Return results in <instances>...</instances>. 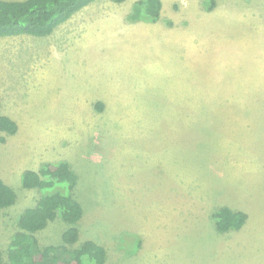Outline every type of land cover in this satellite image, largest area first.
Returning <instances> with one entry per match:
<instances>
[{"label":"rangeland","instance_id":"374dc122","mask_svg":"<svg viewBox=\"0 0 264 264\" xmlns=\"http://www.w3.org/2000/svg\"><path fill=\"white\" fill-rule=\"evenodd\" d=\"M136 1L0 37L1 112L19 124L0 142L17 195L0 247L41 197L22 173L66 159L79 244L102 245L106 264H264V0H162L156 23L134 21ZM223 207L248 215L240 231H217ZM69 227L49 222L40 246L61 249Z\"/></svg>","mask_w":264,"mask_h":264},{"label":"trees","instance_id":"16d2710c","mask_svg":"<svg viewBox=\"0 0 264 264\" xmlns=\"http://www.w3.org/2000/svg\"><path fill=\"white\" fill-rule=\"evenodd\" d=\"M96 0H0V37L32 35L45 37L56 28L69 21L78 12ZM124 3L127 0H113ZM134 7L138 12L134 21L156 23L162 19V0H138ZM214 3L210 0L207 10L212 11ZM140 12V14H139ZM140 16V17H139ZM0 96V142L19 131V124L3 114ZM96 109L103 111L104 104L99 101ZM26 189H38L41 197L33 208L24 210L16 223L17 232L9 247H0V264H106L105 248L93 240L79 244L80 232L75 226L83 216L81 204L74 197L77 175L66 159L41 163L39 170H25L21 176ZM17 203L14 189L0 178V212ZM58 217L72 225L63 234L64 245L42 247L37 235L45 230L49 222ZM215 227L220 233L240 231L248 215L223 207L213 212ZM77 245H79L77 247ZM61 251V255L58 253Z\"/></svg>","mask_w":264,"mask_h":264}]
</instances>
